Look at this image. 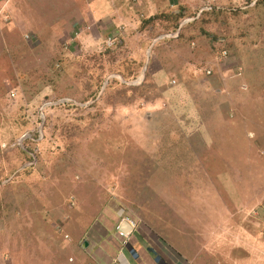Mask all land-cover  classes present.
Masks as SVG:
<instances>
[{
    "label": "rangeland",
    "instance_id": "rangeland-1",
    "mask_svg": "<svg viewBox=\"0 0 264 264\" xmlns=\"http://www.w3.org/2000/svg\"><path fill=\"white\" fill-rule=\"evenodd\" d=\"M210 3L170 37L127 0H9L0 264H104L97 244L122 241L123 219L168 263L264 264L263 4ZM256 46L251 69L230 67Z\"/></svg>",
    "mask_w": 264,
    "mask_h": 264
},
{
    "label": "crops",
    "instance_id": "crops-1",
    "mask_svg": "<svg viewBox=\"0 0 264 264\" xmlns=\"http://www.w3.org/2000/svg\"><path fill=\"white\" fill-rule=\"evenodd\" d=\"M168 1H169V9L165 10L164 5ZM210 2L211 0H127V6L139 8L140 17H141L140 19L143 21L150 17L153 18L158 13H167L169 11H172L174 13H179V12L189 13L188 15L186 14L187 16H184V18L190 17L192 14V12L190 13V10L192 11L193 8L195 7L197 9L198 7L199 9L204 8L205 5L211 4ZM8 3H9V0H0V16L4 14L3 13L5 12L4 9L6 8ZM130 10L131 9H129L128 7L125 8L126 14L129 17H131V21L135 23L136 19L133 18V16L134 14H136V11L138 12V10H131V12ZM181 28L182 27L179 25V27L176 29V32L180 31ZM159 31L161 30L159 29L157 31L158 34L161 33ZM225 63L226 61L224 62V64ZM232 63L230 67L235 69L236 67ZM224 64L223 65L221 64V66L222 67L224 66L228 70L227 65H224ZM216 65H219V61L218 63H216ZM254 67H255V61H254ZM251 68H252V65L250 66V69ZM118 224H120V222ZM141 225L142 224L140 223L137 226L136 225L134 226L132 232L130 233L129 243L127 242L123 245V242H121L120 240L111 238V240L109 241H104V243L100 245L101 247H98V244H97V261L99 262V260L103 259L102 262H104V264H157V263L158 264H173L174 261H178V259H175L171 261L170 263H168L167 254L169 253L168 251L169 249L167 248L166 244L163 242V240L161 239L159 235L154 236V234H151V232L142 231L139 228L141 227ZM112 227L113 226L111 224V227L109 229L112 230ZM113 248H116L115 250H117L115 254H113ZM148 249H150L149 253L151 255H155L157 263L153 259H151L149 254H147ZM111 250H112V254L114 255L113 256L112 254H110L112 257L106 254L108 251H111ZM130 252L132 253L131 256H130L131 254ZM160 254L164 255L165 258L164 259L160 258ZM184 258H185L184 260H186L187 257H184Z\"/></svg>",
    "mask_w": 264,
    "mask_h": 264
},
{
    "label": "trees",
    "instance_id": "trees-1",
    "mask_svg": "<svg viewBox=\"0 0 264 264\" xmlns=\"http://www.w3.org/2000/svg\"><path fill=\"white\" fill-rule=\"evenodd\" d=\"M261 4H263V5H261ZM258 5H261V7L259 8V13L258 14H256V16H257V19H258V21H259V26H260V28H259V31L261 30L262 32H260V34L261 35H259L258 34V32H256V35H257V37L258 38H261V42H263V39H264V12H263V8H264V0H259V3H258ZM158 16H160V15H158ZM157 16V17H158ZM163 18L165 19L164 21L165 22H163V24H165L166 23V25H167V28H171V29H173L174 31L179 27V24H180V22L184 19V16L182 15V13L181 12H179V13H174V12H172V11H169V12H167V13H163ZM145 23H147V19H145V20H143V25L145 24ZM255 48V47H254ZM258 48L259 47H257L256 46V50L254 49V51L251 53V52H249V51H247V49H245V50H240V51H238V59H237V63H234V65H235V67L237 68V66H239V63L240 62H247V60L248 61H250L249 60V58H251V55L252 54H254V56H256V53H257V51H258ZM224 52H225V54L227 55V54H230L227 50H223ZM247 52V53H246ZM260 52V51H259ZM255 61V63H256V60H254ZM247 63H250L251 64V62H247ZM209 74H211V73H209ZM208 74V75H209ZM68 105V104H67ZM223 113V112H222ZM25 153H26V151H24ZM27 155V154H26ZM30 158V160L32 159V157L30 156L29 157ZM27 170V169H26ZM114 226V225H113ZM107 230V229H106Z\"/></svg>",
    "mask_w": 264,
    "mask_h": 264
},
{
    "label": "clouds",
    "instance_id": "clouds-1",
    "mask_svg": "<svg viewBox=\"0 0 264 264\" xmlns=\"http://www.w3.org/2000/svg\"><path fill=\"white\" fill-rule=\"evenodd\" d=\"M210 9H211V8H210ZM206 10H209V9H206ZM206 10H204V11H206ZM204 11H202V12H204ZM202 12H201V13H202ZM187 18H189V19L191 20V19L194 18V17H191V16H190V17H185V18L180 22L179 25L183 27V25H184L185 23H187V22H186V21H187V20H186ZM182 22H183V23H182ZM174 32H176V30H175ZM179 32H180V31H178V34H179ZM169 35H170V34H169ZM169 35H168V36H169ZM160 37H164V36H161V35H160ZM170 37H175V36H170ZM224 54H225V52H224ZM123 220L127 221V222L129 223V225L131 226L132 229H131L130 231H124V230L122 229L121 223H122ZM123 220L120 222V224H117L116 229H117V227H119L120 231H122V232L125 233V235L127 236V238H126V239H127V242L129 243V239H128V238L130 237V233L132 232V230H133V228H134V225L131 224V223H130L128 220H126V219H123ZM118 223H119V222H118ZM117 230H118V229H117ZM121 237H122V236H121ZM123 240H124V238H123ZM123 240H122L121 242H123ZM123 245H124V244H123Z\"/></svg>",
    "mask_w": 264,
    "mask_h": 264
},
{
    "label": "built area",
    "instance_id": "built-area-1",
    "mask_svg": "<svg viewBox=\"0 0 264 264\" xmlns=\"http://www.w3.org/2000/svg\"><path fill=\"white\" fill-rule=\"evenodd\" d=\"M211 7H204V8H201V9H199V14L202 12V11H204V10H206V9H210ZM177 34H178V32H173V36H177ZM172 35H169V36H172ZM207 73L209 74L210 73V70H208L207 71ZM133 224V223H132ZM134 225V224H133ZM117 229H118V232H119V235L120 236H122L123 238H124V240H123V244H125V243H127V240H126V238H127V236L125 235V233L124 232H122V231H120V229H119V227H117ZM72 260V259H71Z\"/></svg>",
    "mask_w": 264,
    "mask_h": 264
},
{
    "label": "water",
    "instance_id": "water-1",
    "mask_svg": "<svg viewBox=\"0 0 264 264\" xmlns=\"http://www.w3.org/2000/svg\"><path fill=\"white\" fill-rule=\"evenodd\" d=\"M121 226L124 231H130L132 229L129 223L125 220L122 221ZM87 245H88V241L87 240L83 241L82 246L86 247Z\"/></svg>",
    "mask_w": 264,
    "mask_h": 264
}]
</instances>
